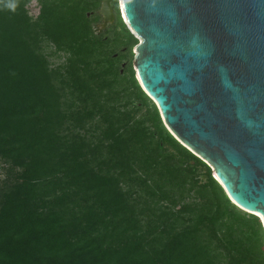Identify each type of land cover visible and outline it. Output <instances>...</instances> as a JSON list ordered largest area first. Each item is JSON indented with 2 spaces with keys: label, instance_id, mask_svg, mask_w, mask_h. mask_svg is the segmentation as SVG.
<instances>
[{
  "label": "trees",
  "instance_id": "16d2710c",
  "mask_svg": "<svg viewBox=\"0 0 264 264\" xmlns=\"http://www.w3.org/2000/svg\"><path fill=\"white\" fill-rule=\"evenodd\" d=\"M100 2L0 0V264H264L260 220L121 75L119 14L94 32Z\"/></svg>",
  "mask_w": 264,
  "mask_h": 264
},
{
  "label": "water",
  "instance_id": "95a60500",
  "mask_svg": "<svg viewBox=\"0 0 264 264\" xmlns=\"http://www.w3.org/2000/svg\"><path fill=\"white\" fill-rule=\"evenodd\" d=\"M103 0L100 33L113 18ZM133 68L169 134L264 230V0H119Z\"/></svg>",
  "mask_w": 264,
  "mask_h": 264
},
{
  "label": "rangeland",
  "instance_id": "374dc122",
  "mask_svg": "<svg viewBox=\"0 0 264 264\" xmlns=\"http://www.w3.org/2000/svg\"><path fill=\"white\" fill-rule=\"evenodd\" d=\"M102 1H103V0H101L99 6H101ZM110 3H111L110 10H111V15H112L113 21H112V23H108V24L106 25V27H105V28L99 33V34H102V35H106L108 32H109V33H112V31L110 32L109 30H110V27L113 26V25H115V23H116V14H117V13L119 14V17H120V19H121L120 9H119V0H111ZM99 9H100V8H99ZM36 11H37L36 8H30V14H31L32 16H34V15L36 14ZM98 12H99V10H98ZM98 12H97V14H96V16H97L96 19H97V20H96L95 25H98V26L101 28L102 25H103V17H102ZM121 23L124 25L122 19H121ZM124 26H125V25H124ZM125 27H126V26H125ZM126 29H127V27H126ZM127 30H128V29H127ZM128 31H129V30H128ZM113 33H116V32L113 31ZM129 33H131V32L129 31ZM97 34H98V33H97ZM131 35H132V33H131ZM132 36H133V35H132ZM133 37H134V39L136 40V45H137V44L139 43V40L137 39L136 36H133ZM46 51L49 52V51H50V48L48 47V48L46 49ZM116 57H117V56H115V58H116ZM134 58H135V52H134V48H132L131 56L128 57L127 59H124L123 61H121V64H120L121 75L124 73V71L126 70V68H127L128 66H130V69L132 70L134 77L136 76V75H135L134 68H133V64H130V62H133ZM52 63H53V64H57L58 62L52 60ZM121 65H123V68H122ZM8 172H9V167H8L5 163H3L2 161H0V182L3 181V180L5 179V177H7ZM0 185H1V184H0Z\"/></svg>",
  "mask_w": 264,
  "mask_h": 264
},
{
  "label": "flooded vegetation",
  "instance_id": "af4514ba",
  "mask_svg": "<svg viewBox=\"0 0 264 264\" xmlns=\"http://www.w3.org/2000/svg\"><path fill=\"white\" fill-rule=\"evenodd\" d=\"M110 6H111V3H110ZM100 8V7H99ZM99 10V9H98ZM98 10L95 12L96 14H97V12H98ZM122 66V68H123V65H121Z\"/></svg>",
  "mask_w": 264,
  "mask_h": 264
}]
</instances>
